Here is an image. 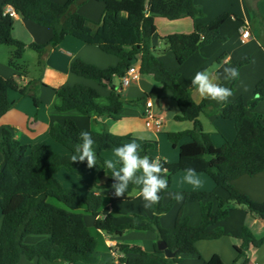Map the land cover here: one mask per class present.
I'll use <instances>...</instances> for the list:
<instances>
[{
	"label": "trees",
	"instance_id": "16d2710c",
	"mask_svg": "<svg viewBox=\"0 0 264 264\" xmlns=\"http://www.w3.org/2000/svg\"><path fill=\"white\" fill-rule=\"evenodd\" d=\"M87 0H65L61 5L50 0H3L0 4V45L14 48L11 65L18 69L27 48L42 56L66 37L70 36L86 45L96 46L104 53L119 59L116 67L101 70L93 65L76 60L71 65V72L100 86L111 87L106 98L107 104L99 103L100 94L94 88L76 85L64 86L53 90L60 100L55 107L59 113L76 112L82 116H107L117 121L128 104H135L117 91L115 81H121L127 71L140 62V74L151 76L163 90L169 92L176 101L180 114L177 121L193 123V129L186 132L168 134V140L179 150L177 163L165 162L168 168V188L160 193V200L151 208V216L131 215L123 225H116L111 216L101 219L104 197L95 193L80 195L75 190L64 187L57 174L71 171L75 167H85L86 162H72L77 146L81 143L80 133L92 134L93 150L96 153L95 179L96 190H111L113 180L101 153L114 152L118 146L133 141L130 136H117L107 131L80 129L74 120L68 119L63 125H55L50 130L52 139L64 146L68 155H59L44 145L24 146L16 138L14 130L0 128V212L2 225L0 231V264H18L22 257L28 260L44 259L51 264H97V240L91 234L85 220V214L94 219V227L108 236H123L128 231L153 232L159 241L166 242L174 254L166 258L163 251L155 246L153 253L145 252L137 245H117L112 250L116 258L112 264H180L185 256L201 258L196 243L199 241L218 240L227 234L219 225L225 221L235 207L243 208L248 214L264 221V203L251 200L233 186V182L243 176L253 177L264 170V115L252 114L259 102L264 101V80L254 89V97L249 103L243 98L226 104L217 113L226 120H234L237 136L233 142L226 141L222 146L214 144L212 134L206 133L198 119V114L209 116L216 112L205 103H196L188 90L182 87L179 74L168 70L156 57L151 40L156 37V18L170 21L191 18L196 20L203 15L195 0H96L105 5L101 21L92 23L86 17L73 10ZM252 12L253 19L259 26L264 25L257 9L244 0ZM11 7L14 13L27 21L51 28L54 36L46 45H26L13 37L14 16L6 14ZM232 16L224 13L207 24H198L192 34H172L160 38L173 53L179 65H183L202 47L214 42H225L220 34L221 27ZM248 61L236 63L240 68ZM20 76L11 79L0 77V118L9 112L13 103L9 100L10 90L18 91L22 96H29L36 107L41 102L29 86L20 85ZM236 80L229 81V88L234 89ZM121 86V84H120ZM185 138L189 143L180 144ZM142 156L150 155L155 142L143 141L140 145ZM194 168L196 174H206L216 188L223 189L228 199L216 197L212 192H179L183 195V207L179 211L172 228L161 226V217L169 212L178 202L171 199L163 204L164 196L176 193L172 190L174 175ZM107 182L100 185L101 178ZM136 184H130L127 194L110 201L131 200ZM218 202L214 210L212 200ZM198 203L201 207V223L192 226L184 216L183 208ZM84 210V213L81 211ZM29 236L45 239L38 244L28 245ZM241 245L235 247L238 254L233 264H248L246 251L250 245L260 248L264 237L257 239L251 229L243 227L239 237ZM205 264H225L220 256L215 255Z\"/></svg>",
	"mask_w": 264,
	"mask_h": 264
},
{
	"label": "crops",
	"instance_id": "0c3cea01",
	"mask_svg": "<svg viewBox=\"0 0 264 264\" xmlns=\"http://www.w3.org/2000/svg\"><path fill=\"white\" fill-rule=\"evenodd\" d=\"M58 4H65V0H50ZM96 1V0H94ZM250 5L257 9L259 15L264 18V0H249ZM88 1V7L98 10V17L102 12L101 6H95ZM98 2V1H97ZM3 0H0V4ZM196 5L201 9L203 15L196 20L183 18L170 21L165 18H156L157 34L151 40V46L158 60L173 73L179 74V81L183 88L188 90L196 103L205 102L210 109L216 110L215 113L206 116V122L200 120L203 129L208 127L212 134L215 146L220 147L226 141L233 142L237 136L234 120H226L219 116L217 111L221 109L224 103H218L211 99L201 98L192 88L191 79L195 73L204 69H218L217 76L219 82L229 87V81L224 80L222 76V67H234L236 63L248 61L247 65L254 63L258 58L259 66L253 69L248 75L244 73V66L240 69L233 93L226 104L234 103L237 99L243 98L245 103H249L254 97L256 85L264 80V25L259 26L253 19L252 12L244 0H195ZM84 17L91 18L83 9L74 7ZM224 13H231L232 16L221 27L220 34L227 38L225 42H214L202 47L183 65H179L172 52L166 50L167 46L160 39L172 34H192L195 26L198 24H207ZM96 21L95 18H91ZM247 25L252 33L251 39L243 41L240 36V27ZM13 37L25 43L26 45H46L53 36L51 28L40 26L32 21H27L22 16L14 15ZM14 48L6 45H0V77L11 79L20 76V85L29 86L41 102L39 107L34 105L29 96H22L18 91L10 90L9 100L13 103L12 109L0 118V128L9 127L14 130L16 138L24 146L31 147L35 145H44L60 155H68L69 151L52 139L50 130L55 125H63L68 119L75 121L77 126L83 130L96 132L107 131L117 136H130L139 145L143 141H152L156 143L153 150L150 151L152 157H159L169 163H177L179 160V150L174 148L168 140V134L186 132L193 129V123L187 121H177L175 117L180 114L176 101L169 92L163 90L162 86L155 82L151 76L140 74V62L136 64L139 71L138 79L132 81L129 86L123 87L117 85V91L128 100L136 101L135 104H128L123 109L120 119L114 121L107 116H82L76 112L59 113L55 107L60 105L53 90L68 86L83 85L94 88L101 96L100 105L107 104L106 98L111 93V87H103L79 77L71 72V65L76 60L93 65L101 70L116 67L119 59L115 56L104 53L96 46L84 44L82 41L66 37L57 45L51 47L42 56V67L39 65L40 56L34 50L27 48L21 60L16 64L18 69L11 65ZM250 68V67H248ZM247 72V71H246ZM91 81V82H88ZM151 101L153 114L162 121V127L159 131L147 125L146 121V103ZM249 115H264V101L259 102L257 107L248 111ZM140 136H150L152 139H138ZM133 142V141H132ZM190 139L185 138L182 144L189 143ZM107 152V153H106ZM111 151L102 152L105 161L117 158ZM98 170L94 167L89 169L85 167H75L71 171L62 170L57 174L59 182L66 188L75 190L80 195L95 193L104 197V206L101 211V219L111 216L116 225H123L129 221L131 215L150 217L151 208L143 206L144 201L139 196L141 185L136 184L131 200H121L116 203L110 201L112 197L111 190L103 194L102 190H94L95 179ZM186 172H181L172 178V190L175 192H212L218 198L228 199V194L221 188H216L212 179L206 174H196L201 184L197 186L189 185L184 181ZM107 177L101 178L100 185L107 182ZM233 186L246 194L251 200L258 203H264V170L253 176H243L236 179ZM171 196H164L163 204L167 205ZM214 210L217 209L218 202L212 200ZM183 207V202H178L169 212L161 217L160 223L163 228H172L176 217ZM84 213V210L81 209ZM184 216L189 219L192 226L201 223V207L198 203L187 205L183 208ZM85 220L91 234L97 240L98 263L112 264L116 258L113 248L117 245H137L147 253H153L159 239L153 232L128 231L123 236H108L94 227V219L85 214ZM2 214L0 212V231L2 225ZM226 236L211 241H199L196 243V249L200 254L198 256H185L180 264H205L213 256L218 255L225 264L236 262L238 254L235 247L241 245L239 237L242 234L244 226L251 229L257 239L264 237V221L251 216L243 208L235 207L229 217L220 223ZM44 237H27L25 243L35 245L43 241ZM248 264H264V245L255 248L250 245L246 251ZM18 264H51L44 259L28 260L22 257Z\"/></svg>",
	"mask_w": 264,
	"mask_h": 264
},
{
	"label": "clouds",
	"instance_id": "9594fccd",
	"mask_svg": "<svg viewBox=\"0 0 264 264\" xmlns=\"http://www.w3.org/2000/svg\"><path fill=\"white\" fill-rule=\"evenodd\" d=\"M218 69H204L195 73L191 79V88L204 99H211L218 103H226L234 95L233 90L223 86L217 76ZM239 69L236 67H222L224 80H236L239 78ZM198 119L205 121L203 114H198ZM210 131L208 127L205 132ZM138 139H152L150 136H140ZM81 143L77 146L75 154L71 156L72 162L84 163L89 169L96 167V153L92 148L94 143L92 134L87 131L80 133ZM139 144L133 142L118 146L114 149L117 160L106 161V167L111 172L113 183V196L120 198L127 194L130 184L141 185L139 196L142 197L145 208H151L158 204L160 193L168 188V168L159 157L149 158L140 154ZM184 181L193 186L201 184L194 168L185 170ZM177 202L183 200L182 193H169Z\"/></svg>",
	"mask_w": 264,
	"mask_h": 264
},
{
	"label": "built area",
	"instance_id": "2783aa9c",
	"mask_svg": "<svg viewBox=\"0 0 264 264\" xmlns=\"http://www.w3.org/2000/svg\"><path fill=\"white\" fill-rule=\"evenodd\" d=\"M5 13L11 14L13 16L15 15L14 10L11 7L6 8ZM240 36L243 41H247L251 39L252 33H251L250 28L247 25H242L240 27ZM139 75L140 74H139L138 68L136 67V64H135L127 71L126 75L120 81L121 86L123 87L129 86L132 81L138 79ZM152 106L153 104L149 100L146 103V112H145L147 125L159 131L162 127V121L153 114ZM112 197H114L113 192H112Z\"/></svg>",
	"mask_w": 264,
	"mask_h": 264
},
{
	"label": "rangeland",
	"instance_id": "374dc122",
	"mask_svg": "<svg viewBox=\"0 0 264 264\" xmlns=\"http://www.w3.org/2000/svg\"><path fill=\"white\" fill-rule=\"evenodd\" d=\"M60 1H63V0H60ZM88 1L89 0H87L86 2H84V3H82V4H80L79 5V9H83L91 18H97L96 19V21H94V20H92L91 18H89V17H86L89 21H91L92 23H95V24H97V23H99L100 21H101V19H102V17H103V15H104V12H105V5H104V3H102V2H97V1H94V0H92L93 2H91L93 5H95V6H101V8H102V12H101V14H100V16L98 17V10L97 9H91V8H89L88 7ZM79 13V12H78ZM79 14H81V13H79ZM211 22V21H210ZM262 49H264V47L262 48ZM248 64V63H247ZM247 64H243L240 68H239V71H240V69L244 66V68H246L245 69V71H244V73H246V74H248V75H250L252 72H253V69L256 67V66H259V63H258V58L256 57L255 58V60H254V63L253 64H249V65H247ZM248 67H250V68H248ZM247 71V72H246ZM88 82H91V81H88ZM93 82V81H92ZM107 153V152H106ZM110 153H112V152H110ZM114 155H115V153H113ZM60 155V154H59ZM102 155V154H101ZM103 157V156H102ZM94 190H96V188H95V184H94ZM135 191V190H134ZM107 192H108V190H106V189H103V191H102V193L103 194H107ZM133 193H135V192H133ZM30 237H37V236H30Z\"/></svg>",
	"mask_w": 264,
	"mask_h": 264
},
{
	"label": "water",
	"instance_id": "95a60500",
	"mask_svg": "<svg viewBox=\"0 0 264 264\" xmlns=\"http://www.w3.org/2000/svg\"><path fill=\"white\" fill-rule=\"evenodd\" d=\"M115 82L117 83V85H120V81L119 80H116ZM157 247H158V249L160 251H163L164 252L166 258L173 257L174 254L169 250L166 242H164L162 240L158 241Z\"/></svg>",
	"mask_w": 264,
	"mask_h": 264
}]
</instances>
